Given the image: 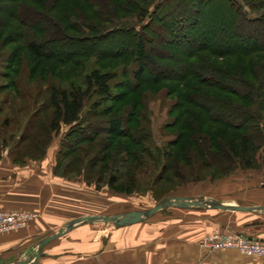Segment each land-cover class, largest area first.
Here are the masks:
<instances>
[{
    "label": "trees",
    "instance_id": "obj_1",
    "mask_svg": "<svg viewBox=\"0 0 264 264\" xmlns=\"http://www.w3.org/2000/svg\"><path fill=\"white\" fill-rule=\"evenodd\" d=\"M214 2L228 9L232 19L229 26L233 34H222L215 19L206 15V9ZM262 9V0H0V29L6 32L2 48L23 41L29 66L28 82L40 83L46 65L50 63L77 66L79 59L87 58L123 63L120 74L118 71H101L93 62L94 67L70 79L66 86L48 81L47 100H37L43 96L39 91L33 95L34 100L24 102V106L35 108L21 136L8 148V156L14 163L44 157L52 139L62 127H66L68 130L62 135L54 157L57 168L80 152L83 145L93 147L94 141L101 136L128 139L130 144L125 148L128 162H143L137 152L131 151L137 147L142 148L140 152L146 156L151 155L150 146L144 145L148 135L137 136V129L132 128L135 113L131 112L129 119L120 116L106 119L114 106H104L108 100L92 99L102 96L103 99L115 98L110 101L120 103L124 94H112L113 85L123 88L124 93H134L146 81L153 84L174 81L182 86L183 93L182 103L177 108H197L207 115L206 120L200 116L199 124L205 126L211 123L218 127L219 134L216 136L213 132L204 134L205 131L193 128L192 136L197 138L196 142L207 143L202 149L193 150L195 154H204L208 160L215 158L211 155H217L226 163L240 156L243 158L249 151V145L264 143V130L260 124L245 127V124L258 120L259 113L264 111V105H261L264 93L258 94V89L251 87L248 82L217 67L212 58L225 61L233 56L248 59L264 55ZM29 13L36 19L27 20ZM156 28L161 30L158 34L159 49H149L145 35ZM17 56L14 50L8 53L6 70H13ZM260 66V69H264V61ZM248 68L252 69L251 66ZM238 71L240 73L243 69ZM253 72L258 75L259 70ZM3 78L9 79L10 74H5ZM188 81L193 82V87L186 94ZM17 84L14 86L19 92ZM203 87L217 88L232 95L233 99H216L212 94L202 91ZM253 91L256 94L252 100L250 94ZM256 99H262L259 105L254 102ZM234 100L239 101L240 106ZM8 103L9 100H3L1 105ZM242 103L250 107L256 105L255 109L259 108V111L249 109ZM1 105L0 157L3 149L14 140L13 134H9L8 138L6 136L15 119L14 114L2 118ZM232 116L236 123L232 122ZM181 123V120H177L173 126ZM238 129L245 130L244 134H237L235 130ZM230 130L233 132L229 133ZM181 138L174 139L169 146H177ZM110 147L108 145L102 151ZM211 149L216 152L212 153ZM153 150L154 159H160L163 155L169 159H181L179 153L175 157L171 152L160 154L158 149ZM191 157L189 154V160ZM75 160L76 157L67 163ZM104 160L105 157L95 155L91 162L96 164ZM249 166L247 163L246 167ZM162 172L158 180L162 178ZM127 182L133 187L135 179L128 177ZM107 187L115 192H132L131 187L130 190L123 188V182L114 176L108 178Z\"/></svg>",
    "mask_w": 264,
    "mask_h": 264
},
{
    "label": "rangeland",
    "instance_id": "obj_2",
    "mask_svg": "<svg viewBox=\"0 0 264 264\" xmlns=\"http://www.w3.org/2000/svg\"><path fill=\"white\" fill-rule=\"evenodd\" d=\"M262 1L264 2V0ZM218 3L214 2L211 4L206 9V15L209 18L215 19L217 27L222 30L220 32H223L222 34L228 35L233 32L229 26L232 23V19L228 9ZM27 16V20L36 19L32 13H29ZM219 23L222 24L220 25ZM14 26L16 25L14 24ZM159 32L161 30L156 28L146 33L145 36L149 49H159ZM5 33L0 29V105L3 100H9V103L1 105L3 109L1 117L4 118L14 114L15 119L11 125V130L8 129V135L6 136L8 138L9 134H13L14 140L2 152H8V148L13 146L18 137L21 136L26 121L30 118L31 112L35 108L24 106V102L34 100L35 97L33 95L35 96L39 91L42 92L43 96L38 97L37 100L41 102L47 100L46 85L48 81L66 86L70 79L79 76L82 72L84 73L91 66L94 67L95 64L93 62H96V66L101 71H118L120 74L123 68L121 61L93 60L92 58L79 59L77 66L75 64L61 65L50 63L46 65V71L42 74L43 80L40 83L35 81V83H31L27 80L29 66L26 52L22 45L23 41H18L6 48H2ZM13 50L18 56L13 70L10 72L6 70L5 63L8 58L6 56ZM212 60L217 67H220L237 79L248 82L254 89H258V94L264 93V69H260L261 62L264 61V55H255V57H248V59L242 58V56H233L227 58L225 61H220L217 58H212ZM248 66H251L252 69L248 68ZM242 69L243 71L239 73L238 70ZM254 70H259L258 75H254ZM7 73L10 74V78L4 79L3 76ZM38 78L39 76L36 78L37 81ZM16 83H18L17 88L19 92L15 90L16 87L14 85ZM192 84L193 82L191 81L187 82L186 94L191 91L190 87H193ZM4 88L7 89L3 90ZM181 88L182 86L180 84L177 85L174 81H161L157 84L146 81L134 93H124L123 88L121 89L120 86L113 85L111 88L112 94H124V99L120 103L110 101L115 98L110 99L106 97L107 99H103L104 97L102 96L93 97L92 100L96 98L108 100L105 101L104 106L106 107L114 106V110L106 119L112 116L129 119L130 113H135V118L132 117L134 118L132 128L137 129V136H142V134L148 135L147 143L144 145L150 146L151 155L148 157L143 152H140L142 148L138 149L134 147L131 151L132 153L137 152L136 154L144 160L143 162L133 160L128 162V154L125 151V148L130 144L128 139L101 136L94 141L93 147L83 145V149L80 152L67 159L61 168H57L55 166V153L62 135L68 128L62 127L60 132L56 134L44 157L49 156L54 160L52 174L55 176L56 182L65 188L68 200L75 195L81 196V204L75 206V213L77 215L96 214L100 216H114L128 212H145L157 206L162 200L169 198L202 197L222 200L241 206L264 205V143L249 145V151L243 158L240 156L230 160L229 163L221 160L217 155H211L215 158L208 160L204 154H195L193 150H196V148L202 149L204 146H207V143L196 142L197 138L195 139L192 136L193 128L196 127L205 131L203 132L204 134L213 132L216 136L219 134L218 127L211 123L205 126L199 124L201 123V119H207V115L197 108L191 106L183 109L177 108L183 100ZM202 91L212 94L216 99L220 97L233 99L232 95L221 92L217 88L203 87ZM255 94L256 92H251L250 97L252 100L255 98ZM92 100L87 102L86 106ZM236 100H234V103L240 106L239 101ZM261 100L256 99L254 102L256 101V104L259 105ZM262 102L261 105H264V101ZM242 104L252 110L256 106L250 107L247 103ZM38 107L39 105L36 106V108ZM256 109L259 111V108ZM200 116H202L201 119ZM259 116L258 120H255L254 123L245 124V127L249 128L255 124H260L264 130V121L262 120L264 118V111L260 112ZM232 117V122L236 123L237 121ZM177 120H181L182 123L174 127L173 125ZM189 126L191 129H189ZM235 131L241 135L244 134L245 130L238 129ZM230 132L233 131L230 130ZM180 136L182 138L177 146H169L174 139L177 140ZM108 145H111L110 149L103 152L102 150ZM153 149H158L160 154L171 152L175 157L179 153V158L181 159H169V157L164 155L160 159H154ZM211 151L212 153L216 152L215 149H211ZM189 154L192 156L190 160ZM95 155H98L99 158L105 157V160L92 164L91 160ZM196 156L199 157V160H197ZM44 157L37 160H28L39 161ZM75 157L77 160L70 164L67 163ZM247 163L250 164L249 167H246ZM66 164L68 165L66 166ZM163 166L164 169L162 168ZM160 172L163 174L162 178L158 180ZM110 176L118 178L121 183L123 182V188H127V190L132 188V192L120 193L109 189L107 187V180ZM128 177L135 179L133 187L127 182ZM260 212L258 215H237L239 213L213 208H177L169 206L157 211L147 220L138 223V225L125 230H115L112 223L105 224L96 221L78 224L76 225L78 227L74 231L70 232V229L64 232L66 225L71 222L69 221L65 225L62 224L63 226L60 225V228L56 230L58 233L64 232L65 235L54 244L57 247H62L60 248L62 250L66 249L67 251V249H71V254L82 253L87 256L90 247L96 244V242H93L95 238H99L100 242L103 243H106V238H114L120 247L118 252L123 253V247H129V239L132 246L135 243L143 242V240L148 242L160 237L170 238L173 235H181L187 230L201 231L204 229V221L207 219L211 222H220V226L223 227L226 225H247V223H255V221L259 222L261 220L264 223V211ZM53 231L49 230L46 235L52 234ZM215 231H219L218 227L214 228L210 234L200 238L198 244L211 236ZM54 251H57V249Z\"/></svg>",
    "mask_w": 264,
    "mask_h": 264
},
{
    "label": "crops",
    "instance_id": "obj_3",
    "mask_svg": "<svg viewBox=\"0 0 264 264\" xmlns=\"http://www.w3.org/2000/svg\"><path fill=\"white\" fill-rule=\"evenodd\" d=\"M53 166L54 160L49 156L39 161L26 160L23 163H14L7 152H2L0 210L31 212L35 217L26 228L0 236V264H264V258L246 256L229 249L209 253L198 244L200 238L210 234L216 227L221 231H232L248 238L264 240L262 220L259 222L263 224L255 221L247 225L223 227L220 226V222H211L209 219L204 221V229L201 231L187 230L181 235L160 237L148 242L143 240L132 246L129 239V247H123V253L118 252L120 247L114 238H106V243L95 238L93 242L96 244L90 247L87 256L82 253L71 254V249L62 250L60 249L62 247L54 244L65 235L63 233L43 245L39 259L33 262L38 242L55 233L59 234L56 230L60 225L86 216H100L75 213V206L81 204V196L75 195L68 200L65 188L56 182L52 174ZM236 213L258 215L261 212ZM135 225L114 229L125 230ZM77 227L74 226L70 232ZM49 230L54 231L46 235ZM55 249L57 251H54Z\"/></svg>",
    "mask_w": 264,
    "mask_h": 264
},
{
    "label": "water",
    "instance_id": "obj_4",
    "mask_svg": "<svg viewBox=\"0 0 264 264\" xmlns=\"http://www.w3.org/2000/svg\"><path fill=\"white\" fill-rule=\"evenodd\" d=\"M169 206H175L177 208H190V207L213 208V209H220V210H226L232 212H245V213L264 211V206H241L237 204L216 200L213 198H202V197L169 198L167 200H162L157 204V206L145 212L137 211V212H128L122 215H114V216H86V217L78 218L76 220L69 222L66 225L64 232H67L70 229H72L74 226L84 222L97 221V222H103L105 224L112 223V225L115 228L131 226L147 220L157 211L161 210L164 207H169ZM63 233L52 235L38 242L37 253L36 256L34 257L33 262L39 259L43 245L61 236ZM16 264H29V263H16Z\"/></svg>",
    "mask_w": 264,
    "mask_h": 264
},
{
    "label": "built area",
    "instance_id": "obj_5",
    "mask_svg": "<svg viewBox=\"0 0 264 264\" xmlns=\"http://www.w3.org/2000/svg\"><path fill=\"white\" fill-rule=\"evenodd\" d=\"M34 217L31 212L0 210V236L26 228ZM199 246L209 253L229 249L246 256L264 258V240L248 238L232 231H215Z\"/></svg>",
    "mask_w": 264,
    "mask_h": 264
}]
</instances>
